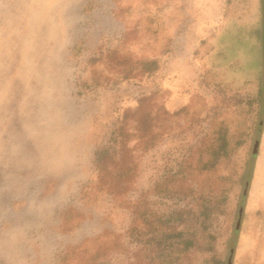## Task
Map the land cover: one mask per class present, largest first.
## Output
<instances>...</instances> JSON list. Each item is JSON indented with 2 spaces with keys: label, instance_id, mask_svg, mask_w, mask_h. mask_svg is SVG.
Returning <instances> with one entry per match:
<instances>
[{
  "label": "rangeland",
  "instance_id": "1",
  "mask_svg": "<svg viewBox=\"0 0 264 264\" xmlns=\"http://www.w3.org/2000/svg\"><path fill=\"white\" fill-rule=\"evenodd\" d=\"M260 86L262 0H0V264H264Z\"/></svg>",
  "mask_w": 264,
  "mask_h": 264
},
{
  "label": "trees",
  "instance_id": "2",
  "mask_svg": "<svg viewBox=\"0 0 264 264\" xmlns=\"http://www.w3.org/2000/svg\"><path fill=\"white\" fill-rule=\"evenodd\" d=\"M263 4H264V0H262ZM258 100L261 101L262 107L264 106V87L260 86L258 89V94H257ZM259 124H258V129L259 130ZM225 146V142L222 143L221 147ZM236 231V229L234 230V232ZM191 243L190 241H186V243L184 244L185 247L189 246ZM219 264H224L223 262H220Z\"/></svg>",
  "mask_w": 264,
  "mask_h": 264
},
{
  "label": "water",
  "instance_id": "3",
  "mask_svg": "<svg viewBox=\"0 0 264 264\" xmlns=\"http://www.w3.org/2000/svg\"><path fill=\"white\" fill-rule=\"evenodd\" d=\"M256 145H257V141L254 142V148L256 147Z\"/></svg>",
  "mask_w": 264,
  "mask_h": 264
}]
</instances>
